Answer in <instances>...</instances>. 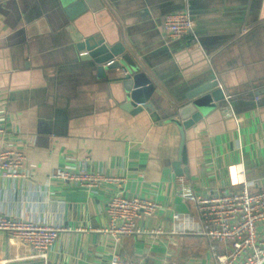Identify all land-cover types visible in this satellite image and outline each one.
<instances>
[{"label":"crops","instance_id":"crops-1","mask_svg":"<svg viewBox=\"0 0 264 264\" xmlns=\"http://www.w3.org/2000/svg\"><path fill=\"white\" fill-rule=\"evenodd\" d=\"M189 3L194 34L166 40L163 17ZM91 15L80 18V31L123 39L136 72L158 82L168 100L212 75L234 93L233 105L214 110L189 133L188 180L203 195L239 190L244 178L258 190L264 183V0H111ZM69 24L56 0H0L5 142L27 155L25 177L0 176V213L64 228L49 264H109L115 241L102 231L108 198L117 192L153 198L163 208L138 223L164 232L125 236L121 251L149 264H214L224 246L213 251L202 236L172 233V211L200 216L178 195L180 176L171 168L179 157V128L162 115L125 110L123 82L131 72L88 67ZM83 167L120 181L87 188L52 178L58 168ZM31 252L0 231V264H42Z\"/></svg>","mask_w":264,"mask_h":264},{"label":"built area","instance_id":"built-area-1","mask_svg":"<svg viewBox=\"0 0 264 264\" xmlns=\"http://www.w3.org/2000/svg\"><path fill=\"white\" fill-rule=\"evenodd\" d=\"M195 21L188 9L166 14L162 20V34L166 40H180L193 35ZM230 96H226L229 100ZM7 116L0 111V176L25 177L26 152L6 145L9 136ZM245 174V169L242 170ZM52 178L73 182L82 187L96 188L105 183H116L120 178L80 170L58 168ZM178 195L194 203L199 212L196 218L188 212L172 211V233H195L206 238L210 249L220 245L224 251L214 256V264H264V183L252 191L244 178L239 190H225L208 195L198 193L185 176L178 178ZM163 206L153 198L138 195L112 194L106 203L107 227L102 229L114 238L115 244L109 264H149L144 258L132 259L119 248L125 236L160 234L162 227L141 228L139 220L157 214ZM170 209L169 207H167ZM61 226H43L0 213V231L11 235L32 250L30 258L49 264V250L57 240ZM3 264V263H1Z\"/></svg>","mask_w":264,"mask_h":264},{"label":"water","instance_id":"water-1","mask_svg":"<svg viewBox=\"0 0 264 264\" xmlns=\"http://www.w3.org/2000/svg\"><path fill=\"white\" fill-rule=\"evenodd\" d=\"M111 0H56L62 14L70 23L68 31L76 42V48L80 51V60L87 62L88 67L105 72L106 69H127L123 93L121 98L122 107L137 114L143 111L162 115L173 121L179 128L181 142L179 157L171 162V168L177 176L190 178L188 163L187 141L189 133L194 129L201 128L208 115L216 109H228L234 104V93L224 88L215 75L208 80L191 86L187 92L176 94L168 100L164 93L158 91V82L153 83L146 73L136 72L135 56L128 43L123 39L106 40L99 32L85 35L77 25L80 18L99 14L108 9ZM186 9L185 6L174 11ZM194 15L192 3L187 8ZM75 26L79 28L76 30ZM76 30V32H74ZM260 93L257 92V95ZM226 96H230L226 100ZM167 113V114H166Z\"/></svg>","mask_w":264,"mask_h":264}]
</instances>
